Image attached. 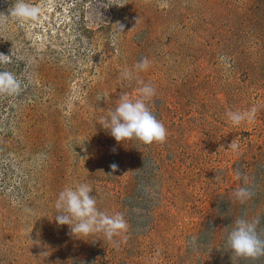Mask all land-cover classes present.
<instances>
[{
	"label": "rangeland",
	"instance_id": "obj_1",
	"mask_svg": "<svg viewBox=\"0 0 264 264\" xmlns=\"http://www.w3.org/2000/svg\"><path fill=\"white\" fill-rule=\"evenodd\" d=\"M0 264H264V0H0Z\"/></svg>",
	"mask_w": 264,
	"mask_h": 264
}]
</instances>
